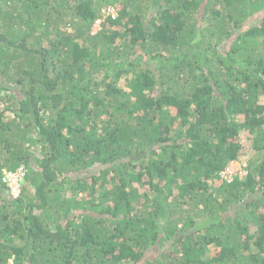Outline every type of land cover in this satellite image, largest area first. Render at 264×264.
<instances>
[{"label":"trees","instance_id":"obj_1","mask_svg":"<svg viewBox=\"0 0 264 264\" xmlns=\"http://www.w3.org/2000/svg\"><path fill=\"white\" fill-rule=\"evenodd\" d=\"M0 106V264H264V0H0Z\"/></svg>","mask_w":264,"mask_h":264},{"label":"built area","instance_id":"obj_2","mask_svg":"<svg viewBox=\"0 0 264 264\" xmlns=\"http://www.w3.org/2000/svg\"><path fill=\"white\" fill-rule=\"evenodd\" d=\"M115 18L117 13L113 6H108L102 10V18L97 21V23L102 22L107 16ZM28 169L25 164H21L18 168L14 170H4L2 176V182L8 187L10 195L12 198L17 199L22 196L23 184L27 175ZM240 173V175L246 174V171L240 170L239 172L232 167L228 166L224 171L221 172V176L225 180L231 181L234 176Z\"/></svg>","mask_w":264,"mask_h":264},{"label":"clouds","instance_id":"obj_3","mask_svg":"<svg viewBox=\"0 0 264 264\" xmlns=\"http://www.w3.org/2000/svg\"><path fill=\"white\" fill-rule=\"evenodd\" d=\"M99 19H101V18L98 17V18L95 20V23H94L95 26H96V24H100V25H101V22H100V23H97V21H98ZM228 166L232 167L233 169L237 170L238 172H239L241 169L244 170V171H246V174H244V175H242V176L240 175V173H237V174L234 176V178H236L237 176H239L240 179H243V178H245V177L247 176V174H248V165H247L246 162H240V161H237V160H233V161H230V163L226 166V168H227ZM226 168H225V169H226ZM225 169H224V170H225ZM224 170H223V171H224ZM221 172H222V171H221ZM221 172H220V177H221V179H222L223 181L228 182V183H231V182H233V180H235L234 178H233L231 181L223 179L222 176H221Z\"/></svg>","mask_w":264,"mask_h":264},{"label":"rangeland","instance_id":"obj_4","mask_svg":"<svg viewBox=\"0 0 264 264\" xmlns=\"http://www.w3.org/2000/svg\"><path fill=\"white\" fill-rule=\"evenodd\" d=\"M101 29V25L100 24H96V26L94 25L93 26V29H92V33H96L98 32L99 30ZM1 108H3V106H0Z\"/></svg>","mask_w":264,"mask_h":264}]
</instances>
